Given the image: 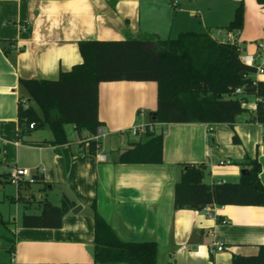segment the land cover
Returning a JSON list of instances; mask_svg holds the SVG:
<instances>
[{
    "label": "crops",
    "instance_id": "1",
    "mask_svg": "<svg viewBox=\"0 0 264 264\" xmlns=\"http://www.w3.org/2000/svg\"><path fill=\"white\" fill-rule=\"evenodd\" d=\"M240 3L243 26L229 30ZM185 31L209 34L219 42L231 34L245 52L258 57V43H264V0H0V187L5 188L13 166L44 168L46 173L44 181L18 185L11 196L13 221L0 213V264H129L95 262L94 204L121 240L156 242L158 264H232L235 254L259 252L264 206L210 204V216L204 208H178L175 203L184 164H205L209 182H237L244 163L258 158L264 184V124L250 120L256 96H248V111L233 123L154 124V131L164 136L162 163L119 161L138 141L128 136L129 129L148 124L158 108L159 87L153 80L100 82L105 136L98 139L96 153L90 151L96 135L79 134L74 124L72 134L65 125L67 143H54L48 124L20 128V80L58 79L82 62L80 41L149 38L154 46L157 39ZM259 80L264 81V74ZM65 197L74 203L60 227L23 225L25 212L40 213L44 200L61 205ZM77 205L82 208L73 213Z\"/></svg>",
    "mask_w": 264,
    "mask_h": 264
},
{
    "label": "trees",
    "instance_id": "2",
    "mask_svg": "<svg viewBox=\"0 0 264 264\" xmlns=\"http://www.w3.org/2000/svg\"><path fill=\"white\" fill-rule=\"evenodd\" d=\"M263 1V0H260ZM244 8L240 3L229 30L242 28ZM125 39L118 41L83 40L79 42L82 62L61 72L58 79H21L23 94L18 105L20 128L31 122L35 127L49 124L54 143L69 142L65 125L74 124L79 134L96 135L102 122L99 118V84L111 80H141L158 82V108L150 114V122L233 123L248 111V96H256V111L252 121L264 124V81L254 83L256 67L243 63L238 46L219 42L209 34L185 31L175 38ZM150 46V47H149ZM242 88L240 94L236 93ZM34 101L42 110L41 115ZM147 126L145 139L130 144L120 157L125 163H162L163 133ZM237 140V138H236ZM100 140L90 141V151L96 153ZM247 172L237 182L206 180L205 164H184L175 185L178 208L203 209L210 204L264 206V184L258 158L248 159ZM36 181H44L35 175ZM73 201L65 197L61 205L44 200L40 213L25 212L26 227L57 228L70 210ZM95 211V262H127L158 264V244L153 241H123ZM169 264H178L172 260ZM232 264H264V244L254 255L235 254Z\"/></svg>",
    "mask_w": 264,
    "mask_h": 264
},
{
    "label": "built area",
    "instance_id": "3",
    "mask_svg": "<svg viewBox=\"0 0 264 264\" xmlns=\"http://www.w3.org/2000/svg\"><path fill=\"white\" fill-rule=\"evenodd\" d=\"M223 42H230L232 44H235L238 46V50H239V58L240 60L247 64V65H253L256 67V71L253 74L254 77V83L257 84L259 81V76L264 74V43L260 42L258 43L259 48L261 49L260 54L258 57H256L253 54L247 53L245 52V50L243 49V47L239 46L236 43V38L235 36L229 34L227 35V37H224ZM242 92V88L238 87L236 89V93L240 94ZM141 113H143V110L141 111ZM156 124V123H155ZM147 126L148 124H142V125H133L130 129H129V133L132 136H137V135H145L147 132ZM149 127L151 130H154V124L149 123ZM29 128H35V123L31 122L29 124ZM105 136V131L99 127L98 128V132L95 136L96 139H100L102 137ZM98 158L100 160H105L106 159V155L105 154H98ZM41 175L43 177H46V173H45V169L44 168H37L34 171H32V169L28 168V167H20V166H13L9 169V179L10 181H12L13 183H17L18 185L21 184L24 181H29V182H35L36 178L35 175ZM223 182L225 180H222ZM204 209L207 211V213L210 216H213V212L212 209L210 207V205H207L204 207ZM216 245H218V249L222 250L224 249V245L221 242H216Z\"/></svg>",
    "mask_w": 264,
    "mask_h": 264
},
{
    "label": "rangeland",
    "instance_id": "4",
    "mask_svg": "<svg viewBox=\"0 0 264 264\" xmlns=\"http://www.w3.org/2000/svg\"><path fill=\"white\" fill-rule=\"evenodd\" d=\"M49 125V124H48ZM67 129L68 132H70L72 134V131L74 129V126L72 124H67ZM71 136V135H70ZM129 137H131L132 139H136V140H140V139H145L146 136L145 135H137V136H131L128 135ZM9 181H4V189H2L0 187V198L5 196V201H0V213H2V216L5 219H10V220H14V217L16 215V211H15V202L11 200V196H15L17 193V188H18V184L17 183H13L12 181H10V179L8 178ZM1 185V183H0ZM35 190L36 193L39 192V190L37 189V186L33 184L32 186ZM23 210V207L21 206V211Z\"/></svg>",
    "mask_w": 264,
    "mask_h": 264
},
{
    "label": "water",
    "instance_id": "5",
    "mask_svg": "<svg viewBox=\"0 0 264 264\" xmlns=\"http://www.w3.org/2000/svg\"><path fill=\"white\" fill-rule=\"evenodd\" d=\"M246 172H247V169H246V168H243L242 171H241L242 175H244ZM81 208H82L81 205H77V206H75V207L72 209V211H73V213H76V212H78Z\"/></svg>",
    "mask_w": 264,
    "mask_h": 264
}]
</instances>
